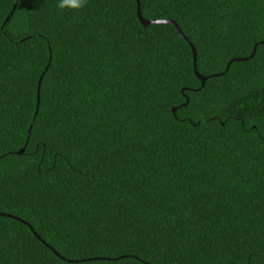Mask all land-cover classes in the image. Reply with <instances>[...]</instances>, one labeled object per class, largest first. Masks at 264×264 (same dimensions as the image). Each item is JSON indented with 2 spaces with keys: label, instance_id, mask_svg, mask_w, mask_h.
Here are the masks:
<instances>
[{
  "label": "trees",
  "instance_id": "1",
  "mask_svg": "<svg viewBox=\"0 0 264 264\" xmlns=\"http://www.w3.org/2000/svg\"><path fill=\"white\" fill-rule=\"evenodd\" d=\"M139 1L202 86L135 0H0V264H264V0Z\"/></svg>",
  "mask_w": 264,
  "mask_h": 264
},
{
  "label": "water",
  "instance_id": "2",
  "mask_svg": "<svg viewBox=\"0 0 264 264\" xmlns=\"http://www.w3.org/2000/svg\"><path fill=\"white\" fill-rule=\"evenodd\" d=\"M135 1H136V16H137V19L139 20V22H140L142 25L147 26V25H149V24H151V23H170V24H172V25L174 26V28L176 29V31L178 32V34L181 35V36L184 38V40L189 44V46H190V48H191V50H192V64H193V70H194L195 75H196V76L198 77V79L200 80V83H201V86H202V85L204 84L205 80L207 79V76H204V75L199 74L198 71L196 70V52H195V48L193 47L192 43L187 39L186 36H184V34L182 33V31L179 29V27L176 25V23H175L173 20H170V19H145V18H143L142 14H141V11H140V1H139V0H135ZM14 8H15V3L12 5V8H11V10H10L8 16L6 17L5 22H6V21L8 20V18L11 16V14H12ZM256 46H257V44L255 43V44L253 45L252 52H251V54H250L248 57H246V58H232V59H230V60L228 61V63L226 64V67H225L224 72L227 71L228 66L230 65V63H231L232 61H238V60L248 59L249 57H252V56L254 55V52H255ZM49 56H51V55H49ZM47 67H48V64H47V66L44 68L43 72L40 74V76H39V78H38L37 89H36V93H37V94H36V101H37V103H36V107L38 106V103H39V88H40L41 78H42L43 73L46 71ZM36 111H37V109H36ZM36 111H35V113H36ZM171 111L174 113L175 108L173 107V108L171 109ZM22 150H23V148H20L17 152H18V153H21Z\"/></svg>",
  "mask_w": 264,
  "mask_h": 264
},
{
  "label": "clouds",
  "instance_id": "3",
  "mask_svg": "<svg viewBox=\"0 0 264 264\" xmlns=\"http://www.w3.org/2000/svg\"><path fill=\"white\" fill-rule=\"evenodd\" d=\"M88 0H58L57 7L63 11L65 9L78 11L83 9Z\"/></svg>",
  "mask_w": 264,
  "mask_h": 264
}]
</instances>
